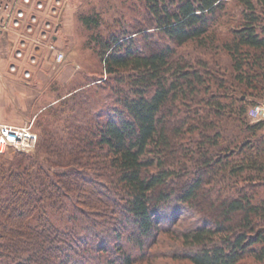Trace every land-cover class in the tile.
I'll use <instances>...</instances> for the list:
<instances>
[{
  "label": "trees",
  "instance_id": "1",
  "mask_svg": "<svg viewBox=\"0 0 264 264\" xmlns=\"http://www.w3.org/2000/svg\"><path fill=\"white\" fill-rule=\"evenodd\" d=\"M140 1L158 36L135 23L142 44L124 26L103 34L99 12L79 15L107 78L91 92L79 72L38 112L44 162L0 165V264H136L177 204L199 218L176 232V257L264 261V120L247 115V98L264 94V0H237L241 19L229 14L223 35L213 26L226 0ZM102 87L110 104L57 124Z\"/></svg>",
  "mask_w": 264,
  "mask_h": 264
},
{
  "label": "rangeland",
  "instance_id": "2",
  "mask_svg": "<svg viewBox=\"0 0 264 264\" xmlns=\"http://www.w3.org/2000/svg\"><path fill=\"white\" fill-rule=\"evenodd\" d=\"M226 13L220 16L217 23L213 26L218 27V32L223 35L227 34V30L231 25V16H234L235 23H238L241 19V11L243 10V6L237 2V0H226ZM256 9L259 12L261 6L256 4ZM95 12H99L101 15V20L103 21L100 27V31L103 34H107L110 30L113 31L118 27L128 28L129 32L132 33V25L137 23L141 26V28H148L146 33L152 34L153 37L156 36L157 30L153 27V25L146 26L148 24L147 18L149 17L144 5L140 0H71L69 3V7L65 16L64 23L62 27L59 29L60 38L62 41L63 51L65 53V59L61 66H68L69 68L65 70L62 76L67 79L71 75V71L74 69L75 75H73L72 79L68 83H64L60 85L56 80L58 69L53 75L55 77L49 78L48 82L42 85H39V91L41 95V99L35 102V106L33 109V115L30 118H14L15 121L12 120V125L16 126H24L29 125L32 122V131L37 135L35 140V145L32 149L28 151L16 150L12 148H8L4 153H0V165L5 164L8 166L11 162L18 158H22L24 155L31 156L32 158H36L38 162H44L45 154L38 150V140H39V129L36 126V115L38 114V110L41 106L48 105L54 102V100L61 95H65L69 93L73 88L80 85V75L79 72L86 73L89 77L85 78L86 82L90 80H94L89 82L86 87H89V91H94L97 86L101 85V80L107 78L106 74L102 70V65L99 62V59L96 57L93 48L89 47L85 44L87 37L91 35L93 30H87L83 24L78 19L80 14H92ZM140 32L132 33L131 36H134L136 42L138 44L143 43L142 35ZM191 45L187 46H193ZM189 51L192 56H203V58L211 59V55L209 53H205L201 49H194L192 51L189 48ZM192 51V52H191ZM218 58L221 59V62L224 65L229 63V59L225 54L219 53ZM70 65V66H69ZM56 66V67H58ZM42 69V68H40ZM44 70V69H43ZM49 71V70H48ZM229 72V69L227 70ZM50 73V72H49ZM75 77V79H74ZM83 82V80H82ZM81 82V83H82ZM100 88V87H99ZM108 89L106 87H102L100 91V95H103L104 98L96 101L92 100L93 105L90 103L84 104L82 107H78L74 110H68L62 116L56 117L57 124H62L64 116L71 115L76 118H80L79 116H87L89 117V113H93L96 110L102 109L106 104H110V101L106 99L105 94L107 95ZM255 94V93H254ZM250 95L248 100L247 109L257 102L264 101V94L258 95ZM104 100L106 104L104 105ZM92 110V111H91ZM52 119V118H51ZM248 120L253 123L257 122L248 117ZM16 122V123H13ZM6 123V122H3ZM258 135L264 138V127L261 131L258 132ZM24 154V155H22ZM164 213L165 219H162V226L165 231H161L158 233L155 242L151 239L147 246L141 250L133 252L135 256L138 257L136 261L138 264H192L188 260L180 257H176L174 254L176 252L181 253L183 251V246L181 241L178 240L176 232L183 230L188 226V224H192L197 218H199L198 214L194 213L192 209L185 207L184 205L177 204L176 207H172L166 210ZM181 213V216L179 214ZM177 216H179L177 218ZM177 218V219H176ZM175 223V224H174ZM131 250V249H130ZM129 250V251H130ZM132 254V253H131ZM141 262V263H139ZM136 263V264H137ZM240 264H264V261L258 262L254 261L251 258H247L243 260Z\"/></svg>",
  "mask_w": 264,
  "mask_h": 264
},
{
  "label": "built area",
  "instance_id": "3",
  "mask_svg": "<svg viewBox=\"0 0 264 264\" xmlns=\"http://www.w3.org/2000/svg\"><path fill=\"white\" fill-rule=\"evenodd\" d=\"M71 0H0V38L8 42L7 70L20 71L30 80L35 70L65 59L59 29ZM247 115L254 121L264 120V101L250 106ZM37 135L29 125L16 126L0 122V153L8 148L28 151Z\"/></svg>",
  "mask_w": 264,
  "mask_h": 264
},
{
  "label": "crops",
  "instance_id": "4",
  "mask_svg": "<svg viewBox=\"0 0 264 264\" xmlns=\"http://www.w3.org/2000/svg\"><path fill=\"white\" fill-rule=\"evenodd\" d=\"M7 48V39L0 38V122L12 123L14 118L32 117L34 107L40 106V104L35 105V102L39 101L42 95L38 90L39 85H46L49 78H54L53 73L57 69L58 72L55 73L57 75L56 80L58 83L60 82V85L68 83L75 75V71L73 69L71 75L65 79L62 74L69 68L68 66L53 67L50 64H43L40 67L42 69L38 68L34 71L32 79L23 80L20 71L12 73L7 70V63L9 62L7 57L10 54ZM44 106H41L38 112Z\"/></svg>",
  "mask_w": 264,
  "mask_h": 264
},
{
  "label": "water",
  "instance_id": "5",
  "mask_svg": "<svg viewBox=\"0 0 264 264\" xmlns=\"http://www.w3.org/2000/svg\"><path fill=\"white\" fill-rule=\"evenodd\" d=\"M243 98V97H242Z\"/></svg>",
  "mask_w": 264,
  "mask_h": 264
}]
</instances>
